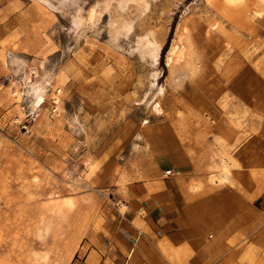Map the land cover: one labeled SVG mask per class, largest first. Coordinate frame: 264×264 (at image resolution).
<instances>
[{
    "label": "rangeland",
    "instance_id": "obj_1",
    "mask_svg": "<svg viewBox=\"0 0 264 264\" xmlns=\"http://www.w3.org/2000/svg\"><path fill=\"white\" fill-rule=\"evenodd\" d=\"M0 87V264H85L118 200L92 157L151 167L165 130L264 213V0H0Z\"/></svg>",
    "mask_w": 264,
    "mask_h": 264
},
{
    "label": "crops",
    "instance_id": "obj_2",
    "mask_svg": "<svg viewBox=\"0 0 264 264\" xmlns=\"http://www.w3.org/2000/svg\"><path fill=\"white\" fill-rule=\"evenodd\" d=\"M165 132L131 155L152 160L151 167L134 161L96 170L92 157L90 187L117 195L118 205L85 264H264V213L241 190L245 183L231 184L230 172L215 179L220 160L190 144L174 146Z\"/></svg>",
    "mask_w": 264,
    "mask_h": 264
},
{
    "label": "bare ground",
    "instance_id": "obj_3",
    "mask_svg": "<svg viewBox=\"0 0 264 264\" xmlns=\"http://www.w3.org/2000/svg\"><path fill=\"white\" fill-rule=\"evenodd\" d=\"M172 54H173V50L172 51H170V55L172 56ZM172 58V57H171ZM172 61V60H171ZM169 62H170V58H169ZM29 67V68H28ZM27 68H28V72H30V73H32V74H37L38 73V71H37V69H36V67L34 68V67H31V66H28ZM27 69H25V71H26ZM39 70H40V68H39ZM27 72V73H28ZM28 75V74H27ZM31 75V74H30ZM29 76V75H28ZM27 77V76H26ZM42 80V81H41ZM41 80H39V81H36L35 82V84H33L32 86H31V91L34 93V96L36 97V98H41L42 97V95H43V92H44V89H45V87L47 86V84H48V81L47 80H43V79H41ZM49 84H50V82H49ZM56 84H58V82L56 81ZM1 88V87H0ZM60 92V91H59ZM50 102H53V104H57V106H53L52 107V109H51V111H53V113H54V115H56V114H58V104H60L61 103V97L59 96V95H56V94H51L50 95ZM19 119V118H18ZM30 132H31V128H30V130H29V133H27V134H30Z\"/></svg>",
    "mask_w": 264,
    "mask_h": 264
},
{
    "label": "built area",
    "instance_id": "obj_4",
    "mask_svg": "<svg viewBox=\"0 0 264 264\" xmlns=\"http://www.w3.org/2000/svg\"><path fill=\"white\" fill-rule=\"evenodd\" d=\"M32 121V120H31ZM31 121L30 120H20L16 118L14 120V123L20 126V128L27 134L29 133V130L31 128ZM171 175V170H168L165 172V176H170ZM114 205H118L117 202H114Z\"/></svg>",
    "mask_w": 264,
    "mask_h": 264
}]
</instances>
